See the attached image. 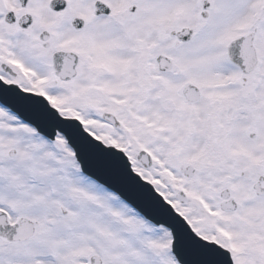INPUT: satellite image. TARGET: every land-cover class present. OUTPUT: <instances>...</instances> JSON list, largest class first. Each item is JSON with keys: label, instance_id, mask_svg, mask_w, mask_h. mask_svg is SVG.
I'll use <instances>...</instances> for the list:
<instances>
[{"label": "snow or ice", "instance_id": "obj_1", "mask_svg": "<svg viewBox=\"0 0 264 264\" xmlns=\"http://www.w3.org/2000/svg\"><path fill=\"white\" fill-rule=\"evenodd\" d=\"M0 264H264V0H0Z\"/></svg>", "mask_w": 264, "mask_h": 264}]
</instances>
